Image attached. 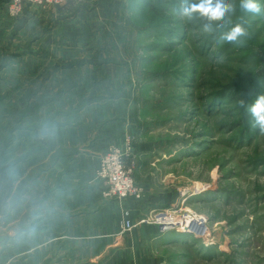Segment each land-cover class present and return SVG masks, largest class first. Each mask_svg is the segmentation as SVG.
<instances>
[{"label":"rangeland","instance_id":"obj_1","mask_svg":"<svg viewBox=\"0 0 264 264\" xmlns=\"http://www.w3.org/2000/svg\"><path fill=\"white\" fill-rule=\"evenodd\" d=\"M229 2L234 11L210 34L203 19L179 15L180 0H79L19 17L7 7L16 23L0 28V39L26 58L25 91L19 101L11 91L9 115L36 129L38 142L35 176H26L37 179L35 201L29 193L20 221L4 224L12 223L10 236L36 229L37 237L18 254L2 237L0 264H264V134L238 103L264 94V0L259 14ZM237 23L247 29L242 43L221 41ZM38 39L55 43L34 50ZM50 132L70 145L58 140L49 150ZM103 133L98 160L86 155L83 147L95 154ZM108 156L120 159L135 193L108 196L113 171L100 174ZM80 191L87 206L61 204ZM97 197L121 208L93 220ZM166 213L205 219L207 241L177 231L166 237L157 221ZM118 218L116 237L134 246L104 256L117 239L104 233ZM152 226L163 234L158 245L143 238Z\"/></svg>","mask_w":264,"mask_h":264},{"label":"crops","instance_id":"obj_2","mask_svg":"<svg viewBox=\"0 0 264 264\" xmlns=\"http://www.w3.org/2000/svg\"><path fill=\"white\" fill-rule=\"evenodd\" d=\"M6 2H9V0H0V28L2 29H8L11 27L10 23H16V21L12 20L8 15V3ZM27 8L33 10V7L27 6L24 11H26ZM22 26H24V24ZM2 37V32H0V38ZM15 42L16 41H14L13 43ZM54 43V39H38L33 44V49L36 50L37 45L39 44V46L42 45L45 48L48 47V50L50 51V46ZM39 52L40 56H42L41 51ZM20 54L21 53L10 52V39H0V242L3 239L2 237L7 235L6 238L8 239L10 245H8L5 250H16L17 254L20 253L19 246L23 245L24 241L32 240V238L37 237L36 229L28 231V233H26L25 230L19 231L10 236V232L8 233L7 231H9V225H11L12 223L8 222L6 226L4 224L6 220H15L16 222L20 221L18 215H20L24 208L22 204L25 203V198L30 193V196L28 198H31L33 196L32 200L35 201V193L37 189L36 177L32 180H29V182H26V176L34 177L37 169V130L25 129V127H20V119L16 118L15 116L13 119H11V116L9 115V103L11 100V96H13L10 95L11 91L16 92L15 95L17 96V101H19L20 97L22 96V94L19 93H24L26 87L25 80L24 78H22L24 70L20 68V65L25 62L26 58L24 57V55ZM44 56L46 58L49 56L50 59L51 53L46 52ZM33 57L34 59L37 58V54L35 53ZM20 80L22 81L20 82ZM52 133L53 132L48 133L45 137L48 138ZM53 134L56 137H51L52 141L49 142V144L48 142L44 143L49 148V150L53 149L54 146H57L59 142L61 143V145H70L69 140L67 138H64L62 133ZM105 136L107 135H105L104 133L102 134V136H98V138L100 137L102 139L94 143V152L100 150L102 151L103 144L108 141V137ZM58 140L60 141L58 142ZM83 148L88 149L86 155L95 156V159L98 160L99 154H97V152L95 154L88 153L90 152V146H86ZM26 153L27 155H25ZM28 155L29 157H27ZM84 163L87 164L88 162L86 161ZM60 164L63 165L62 162H60ZM84 194L85 191H80L76 194H68V198L62 200L61 204H64L67 208H76L75 205L77 207L87 206V204L91 202V200H88L87 196ZM85 197L87 199H84ZM95 204H97L98 207L95 209V212H93L94 214L89 217L88 215L85 216L83 215V213H80L78 218L76 219L78 220L77 222H85V218L87 217L93 218V220H97L103 218L107 213L117 211L119 210V208H121V205H118V203L111 201L105 202L102 201L100 197H97ZM35 207H37L36 202L33 205V208ZM35 214L36 212L32 215V218H34V220H36ZM122 221V218L120 220L118 218L116 221L117 227L115 231L114 229H111L110 231H107L108 233L105 232L104 236L117 238L116 235L120 231V224L122 223ZM103 231H105V224H103ZM171 233L174 232H169L167 233V235L165 233L166 237L171 235ZM143 234V238L145 235L149 236V239L144 238V240L148 239L149 242H153L156 245L163 241V237L160 236L163 234L153 226L143 231ZM112 243L114 244V246L111 245ZM131 245L132 244H130L127 239L125 240V238L121 240L118 238L112 239L109 247H107L104 251V256H109L111 252H116V248L119 250H126L130 248ZM4 254H0V261H3L2 258L4 257ZM94 262L96 261H91L89 263Z\"/></svg>","mask_w":264,"mask_h":264},{"label":"clouds","instance_id":"obj_3","mask_svg":"<svg viewBox=\"0 0 264 264\" xmlns=\"http://www.w3.org/2000/svg\"><path fill=\"white\" fill-rule=\"evenodd\" d=\"M239 7L245 13L259 14L262 10L258 0H239ZM179 15L191 20L194 17L203 19L202 31L212 33L213 25L222 26L219 22L234 11V6L229 0H198L190 3L189 0H180ZM247 35V29L243 23H237L230 30L220 35V40L227 43H242L241 38ZM241 107H245L251 116L252 128L264 134V94L257 96L252 103H246L244 99L238 101Z\"/></svg>","mask_w":264,"mask_h":264},{"label":"built area","instance_id":"obj_4","mask_svg":"<svg viewBox=\"0 0 264 264\" xmlns=\"http://www.w3.org/2000/svg\"><path fill=\"white\" fill-rule=\"evenodd\" d=\"M71 1H79V0H10L8 2V9H9V14L12 17H19L24 12L27 6L30 7L59 6ZM106 159L107 160H105L102 163L103 173L100 174L104 178L106 176V171L111 169L113 171V176H111L110 178V184L111 186H113V189L108 194V196L126 198L128 195H130V193H135L133 182L130 180V178L129 179L125 178V173L123 172L124 168L122 166L120 159L111 156H108ZM163 216L166 217V220H160L163 219L162 218ZM192 220L201 221V223L203 221H206L205 219L203 220L195 219L180 214L176 215V214H167V213L161 214L157 218L158 225L163 233H167L171 231H177L183 233L185 229L190 230V227L188 226H192V228L201 227L198 226L197 223H193ZM206 222L202 223L203 224V227H201L202 229L207 228ZM125 228L130 229L131 225L127 223ZM193 231L195 232V229ZM191 235L203 241L206 240L205 237H199L200 234L198 235L196 233H192Z\"/></svg>","mask_w":264,"mask_h":264},{"label":"bare ground","instance_id":"obj_5","mask_svg":"<svg viewBox=\"0 0 264 264\" xmlns=\"http://www.w3.org/2000/svg\"><path fill=\"white\" fill-rule=\"evenodd\" d=\"M161 218V217H160ZM163 219H160V220H166V217H162ZM167 221H169V220H167ZM192 222L193 223H197L198 224V226H201V227H203V224H201L200 222L201 221H196V220H192ZM204 222H206V221H203V223ZM190 223V222H189ZM188 227H190V230L189 229H185L184 230V232L185 233H189V234H192V233H196V234H200V236L199 237H204V235H203V229L201 228V227H198V228H192V226H188ZM195 229V232L193 231ZM205 230L207 231V228H205ZM205 241V240H204ZM207 241V240H206ZM205 241V242H206Z\"/></svg>","mask_w":264,"mask_h":264},{"label":"trees","instance_id":"obj_6","mask_svg":"<svg viewBox=\"0 0 264 264\" xmlns=\"http://www.w3.org/2000/svg\"><path fill=\"white\" fill-rule=\"evenodd\" d=\"M224 94H221L220 96H223ZM221 99V98H220Z\"/></svg>","mask_w":264,"mask_h":264}]
</instances>
